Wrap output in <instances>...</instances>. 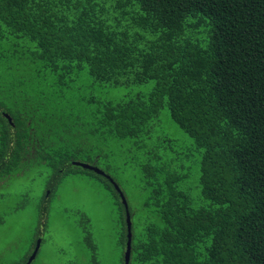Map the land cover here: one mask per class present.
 <instances>
[{
	"label": "trees",
	"instance_id": "obj_1",
	"mask_svg": "<svg viewBox=\"0 0 264 264\" xmlns=\"http://www.w3.org/2000/svg\"><path fill=\"white\" fill-rule=\"evenodd\" d=\"M150 84L121 101L93 94ZM164 112L193 142L196 179L173 167L185 153L167 159L170 138L152 142ZM110 137L144 173L140 234L121 183L99 167L116 160L98 145ZM34 165L50 176L21 264L41 240L38 258L69 177L114 198L118 264L129 230V264H264V0H0V179ZM76 215L84 262L99 264L95 222Z\"/></svg>",
	"mask_w": 264,
	"mask_h": 264
},
{
	"label": "rangeland",
	"instance_id": "obj_2",
	"mask_svg": "<svg viewBox=\"0 0 264 264\" xmlns=\"http://www.w3.org/2000/svg\"><path fill=\"white\" fill-rule=\"evenodd\" d=\"M151 87L150 84L124 90L105 88L98 89L93 94L103 102L121 101L128 96L127 94L132 96L138 93L146 94L150 92ZM157 136H166L173 141V151L168 150L170 156L167 158L171 163L176 160L179 153L186 154V156L183 154L184 160L173 164V167L179 166L178 172L184 168L186 172L194 173L192 179H196V166L188 160L191 155L192 160L196 157L193 142L173 123L168 112L161 115V120L153 131L152 142H157ZM98 145L104 153L111 155L115 152L116 160L109 159L111 170H107V164H100L99 167L111 173L121 183L133 212L136 231L140 234L149 221L145 207L147 193L141 179L144 173L136 163H131L128 159L129 145L125 147L113 137ZM83 148L81 157L85 160L83 157L89 156L92 152L88 146ZM188 167H192V170H188ZM49 176L48 167L34 165L25 173L0 179V264H21L29 254L40 223V213L33 208L32 200L37 202L42 192L47 190ZM71 179L69 177L68 182ZM68 182L59 189L61 198L54 199L52 202L54 207L46 213L45 222L48 225L39 256L34 264H85L89 252L81 240V229L77 227L78 208L87 216L90 215L95 222L93 233L100 252L99 264H118L120 251L114 235L118 230L116 223L118 214L114 198L95 179Z\"/></svg>",
	"mask_w": 264,
	"mask_h": 264
},
{
	"label": "water",
	"instance_id": "obj_3",
	"mask_svg": "<svg viewBox=\"0 0 264 264\" xmlns=\"http://www.w3.org/2000/svg\"><path fill=\"white\" fill-rule=\"evenodd\" d=\"M74 164L75 165L82 166L84 168L91 169V170L95 171L96 173L105 174L102 171H100L99 169L93 168V167H91L89 165H86V164H82V163H79V162H75ZM124 203H125V206L127 208V213H128L127 220H128V224H129V228H130L131 227V222H130L131 220H130V214H129V210H128V203H127V200H126L125 197H124ZM130 244H131V230H129L128 248H127V250L125 252V264H129V262H130V252H131V246H130ZM40 245H41V240L38 241L37 247H36L33 255L31 256V258L29 259V261L26 264H30L35 259L36 255H37V253L39 251Z\"/></svg>",
	"mask_w": 264,
	"mask_h": 264
},
{
	"label": "bare ground",
	"instance_id": "obj_4",
	"mask_svg": "<svg viewBox=\"0 0 264 264\" xmlns=\"http://www.w3.org/2000/svg\"><path fill=\"white\" fill-rule=\"evenodd\" d=\"M31 191V190H30ZM26 192V191H25ZM28 192H29V189H28ZM53 193V192H52Z\"/></svg>",
	"mask_w": 264,
	"mask_h": 264
}]
</instances>
